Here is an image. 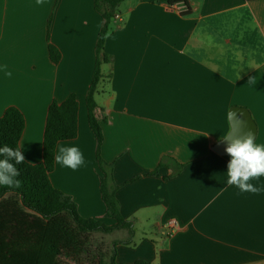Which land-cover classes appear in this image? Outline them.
<instances>
[{
  "label": "crops",
  "instance_id": "obj_1",
  "mask_svg": "<svg viewBox=\"0 0 264 264\" xmlns=\"http://www.w3.org/2000/svg\"><path fill=\"white\" fill-rule=\"evenodd\" d=\"M102 26L94 0H0V117L21 111L20 148L38 164L51 103L75 94L78 135L58 146L79 147L85 164H55L50 180L82 217L113 225L86 105ZM105 53L95 95L101 156L134 229L108 234H122L109 249L116 262L264 264V176L250 181L259 194L242 193L227 185L231 157L213 151L233 107L250 111L254 142L264 143V0H124ZM171 218L179 230L167 237Z\"/></svg>",
  "mask_w": 264,
  "mask_h": 264
},
{
  "label": "trees",
  "instance_id": "obj_2",
  "mask_svg": "<svg viewBox=\"0 0 264 264\" xmlns=\"http://www.w3.org/2000/svg\"><path fill=\"white\" fill-rule=\"evenodd\" d=\"M124 0H94L95 8L103 18V26L96 44V64L93 79L86 95L88 120L96 138V159L101 178L100 191L106 206V217L113 225L82 217L73 200L55 188L50 180L55 163L54 156L60 142L73 140L78 135V102L75 94L63 102L53 101L48 109L43 139V160L38 164L27 161L16 165L20 170L21 186L9 188L0 185V264H66L61 257L79 263L89 254L92 233L109 234L128 229L134 234L133 223L125 220L119 210L116 187L112 184V165L101 156L104 141L102 127L96 117L95 95L102 79L101 65L107 62L105 38L118 5ZM52 61L58 63L59 51L49 46ZM25 129L23 114L16 107H9L0 117V146L20 147ZM2 159V157H0ZM167 159L162 162V167ZM156 171L152 173L155 175ZM105 254H98L94 264H119L115 251L106 261ZM133 264H148L137 261Z\"/></svg>",
  "mask_w": 264,
  "mask_h": 264
},
{
  "label": "clouds",
  "instance_id": "obj_3",
  "mask_svg": "<svg viewBox=\"0 0 264 264\" xmlns=\"http://www.w3.org/2000/svg\"><path fill=\"white\" fill-rule=\"evenodd\" d=\"M42 2L43 0H37L38 5ZM5 75L10 76L11 73L6 71ZM232 118L234 114L228 113L229 122ZM229 135L230 133L221 138L224 142L228 141L225 151L231 157L227 167V185L236 186L242 193L259 194L261 187L250 181L264 176V143H255L251 132L242 137H233L230 141ZM0 157V185L19 188L22 182L18 179L20 170L16 165L26 162L21 148L4 144L0 146ZM27 163L33 164L31 161ZM54 163L75 171L85 164V159L79 147L59 145Z\"/></svg>",
  "mask_w": 264,
  "mask_h": 264
},
{
  "label": "water",
  "instance_id": "obj_4",
  "mask_svg": "<svg viewBox=\"0 0 264 264\" xmlns=\"http://www.w3.org/2000/svg\"><path fill=\"white\" fill-rule=\"evenodd\" d=\"M230 113L234 114V118L230 120L231 131L229 135V141L233 137H237V136L242 137L247 135L249 132L253 134L255 141L257 136V125L253 120L250 111L242 107H233L230 110ZM232 127H233V131H232ZM227 143L228 141L224 142L223 140H221L213 147V151L221 156L228 155L227 152L225 151L227 147Z\"/></svg>",
  "mask_w": 264,
  "mask_h": 264
},
{
  "label": "rangeland",
  "instance_id": "obj_5",
  "mask_svg": "<svg viewBox=\"0 0 264 264\" xmlns=\"http://www.w3.org/2000/svg\"><path fill=\"white\" fill-rule=\"evenodd\" d=\"M122 234L116 233L113 235L103 234V233H92L89 237V254L85 256L79 263H74L70 260L64 259L63 257L60 260L66 264H94L98 260V254H105L106 261L109 260L111 256V251L113 242L121 237Z\"/></svg>",
  "mask_w": 264,
  "mask_h": 264
},
{
  "label": "built area",
  "instance_id": "obj_6",
  "mask_svg": "<svg viewBox=\"0 0 264 264\" xmlns=\"http://www.w3.org/2000/svg\"><path fill=\"white\" fill-rule=\"evenodd\" d=\"M118 19L122 20L121 18H118ZM162 228L164 229L166 236L171 237L179 230V223L177 219L171 218V219H168L162 225Z\"/></svg>",
  "mask_w": 264,
  "mask_h": 264
}]
</instances>
